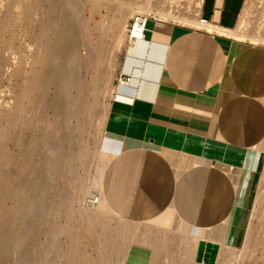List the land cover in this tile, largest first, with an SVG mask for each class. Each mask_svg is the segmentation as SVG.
Here are the masks:
<instances>
[{"label": "rangeland", "instance_id": "rangeland-1", "mask_svg": "<svg viewBox=\"0 0 264 264\" xmlns=\"http://www.w3.org/2000/svg\"><path fill=\"white\" fill-rule=\"evenodd\" d=\"M71 1L74 3L75 8V23L80 26L76 27L78 38L74 43L75 50L73 54L75 55L72 54L69 57L70 60L68 58L71 72L69 79L71 80L68 81L70 85L68 84L67 106L63 110L64 115L54 117L40 107L32 110L29 107L30 104L28 105L27 102L19 100V93L34 68L33 61L38 51V46H36L38 25L48 13L50 3L53 0H0V133L10 134L8 136L19 135L23 145L26 146L29 141V134L25 132L27 131L25 128L23 130V127L26 126L24 121H32L38 140H41L40 137L44 133L51 136L53 146L54 144L55 146L52 150H47V156L58 166L57 168L61 170L64 177L55 183V189H50L49 183L52 180L54 181V174L48 172L45 181L47 185L49 184V187L45 188L44 191L36 190V186L34 190L25 191L19 195L20 200L26 199L29 203L25 206L24 215L16 228L7 258L0 257V264H34L31 261L34 255L41 260L40 264H76L67 259L68 235L74 223L78 222L80 215L107 220L110 222L111 228L117 223L130 227L128 235L124 238L120 236L117 238V240L119 239L124 243V250L119 256H111L106 249H101L99 252L87 249L86 254L92 260L96 259L100 253L102 256L108 257L110 264H128L129 249L133 246H142L150 249H162L159 255L160 264H170L173 250L169 249L171 246L166 243V240L173 238L179 243L183 241L195 248L193 253L187 256L184 250H176L175 245V253L173 252L175 262L178 258L187 261L188 264H264V142L258 148L262 155L258 172V184L254 192L250 217L244 228L241 247L230 248L215 245L204 247L201 243L200 248L197 249L198 236L195 237L196 233L191 230L193 228L190 227V222L179 213L178 206L180 204H176L172 198H170L165 208L169 207V210L175 213L172 215L175 229L162 225L161 214L151 213L146 216L137 213V215L121 214L104 202L108 181L107 165L103 164V158H106L104 156L107 154L106 143L111 140L108 138V131L114 102L117 101L114 97L119 89L117 79L121 74L130 77L128 70H125L127 48L130 46L126 40L125 30L129 19L132 17L131 13L139 11L140 8H148L152 13L162 12L166 15V18H163L160 23L182 31L195 32L196 30L180 24V20L197 19L195 15L198 14L196 6L199 0ZM92 1L97 2L96 8H91ZM244 7L242 32L248 37L264 41V0H246ZM117 16L122 19L125 18L124 31H118L113 26V21ZM153 23L156 24L157 22ZM165 28L174 34L178 33L171 27ZM219 39L227 40L221 37ZM227 41L233 42L232 40ZM55 43L56 38L52 36L51 44ZM239 44L247 48L264 51L263 43L254 44L246 41ZM240 48L247 52L254 51ZM91 60L92 62H90ZM88 85H94V87L84 89ZM52 96L53 89L50 88L45 96L44 104L50 103ZM80 96L90 100L89 103L93 104L92 107L90 106L91 110L85 107ZM247 100L249 101V99ZM20 101L22 102L19 103ZM81 104L85 110L82 108L80 114H74V108H78ZM19 107L21 109L17 110ZM41 113L44 114L41 115ZM15 115L16 117H13ZM2 139L0 140V148L2 152L5 151L4 153L12 161L9 171L19 177L20 169L18 167L24 161L22 150L18 144H15V141L13 142V139L11 141L9 138L1 142ZM35 154L37 163L40 165L38 159L42 160V151L38 150ZM203 166L199 164V168L195 170ZM210 167H207V169L213 173L216 170L214 164ZM55 170L57 169L55 168ZM222 172L223 174L235 176L233 166H229L226 171ZM33 181L36 185L37 179ZM230 185H232L231 182L227 186L230 187ZM138 186L140 185L138 184ZM200 195L204 198L203 194L200 193ZM6 197L2 193L0 203L4 202L10 209L11 201ZM103 203L108 210L106 207L102 208ZM55 204L58 205L57 212L51 215L48 212L49 208ZM34 213L39 214V217L44 215V220L47 221L44 222L48 224L46 226H49L48 231L44 230L38 236L25 233L28 229V227L25 228L28 218ZM213 220L218 224L220 219ZM184 224H187L188 228L183 231L179 227ZM162 238L164 244L153 243L155 239ZM1 244H3V241ZM163 245L164 247H162ZM27 250L30 260L25 258ZM151 251L153 255L155 250ZM226 256L227 261L223 260Z\"/></svg>", "mask_w": 264, "mask_h": 264}, {"label": "bare ground", "instance_id": "bare-ground-1", "mask_svg": "<svg viewBox=\"0 0 264 264\" xmlns=\"http://www.w3.org/2000/svg\"><path fill=\"white\" fill-rule=\"evenodd\" d=\"M200 3L201 0H199L197 3L196 7L198 9L197 10L198 14L195 16L199 15ZM96 6H97V2L92 1L91 8H96ZM74 11H75L74 3L71 0H53V2L50 3L48 13L46 14L45 18L42 19L43 21L38 25V32H37L38 41L36 40L38 42V43L36 42L37 44L36 46H38V51L33 61L34 68L30 73V75L28 76L26 84L23 86V88L19 93V97H20L19 100L27 102L28 105L30 104L29 107H31L32 110H35L36 108L40 107L46 113L47 112L51 113V115L54 117L64 115L63 113L65 112H63V110L67 106L66 103L67 91L70 85L68 81L71 80L69 79L71 75V72L69 70L70 69L69 57L72 56V54L74 53L75 50L74 43L76 41V38H78L77 37L78 33H76L78 31V30L76 31V27L78 26V24L75 23L76 20L74 17ZM244 11H245V7L241 12L237 25L232 29H225L212 24L202 25L198 22L197 19L180 20V24L188 28H191L193 30L204 32L208 35H214L219 38L221 37L227 40H232L237 43L247 41L254 44H258V43L264 44V41H260L256 38L248 37L244 32H242L244 26L243 25L244 23L242 21V15ZM134 13H141L145 17H149V16L152 17L153 14V16L157 17L158 21H161L163 18H166V15L164 13L162 12L152 13L148 8H140L139 11L131 13V16H133ZM124 25H125V18L122 19L120 16H117V18L114 19L113 21V26L118 31L119 30L124 31L125 29ZM52 36L56 38L55 44H51ZM178 37L179 36L177 34H174L172 31L168 30L167 28L161 27L159 25L154 24L152 21H149L146 25L145 32L141 40L131 42L129 44L130 46L129 47L127 46L128 48L126 55L127 59L125 63V70H128V74L130 75L131 78L130 83L125 87H121V88L119 87L114 97L117 98L118 100L123 101L124 105L126 104L125 105L126 107H135V103L140 101L139 98H141L140 96H142L141 93L144 92V89H146L147 85H150L148 87L152 89L150 91V93L152 94L153 90H155L159 81L163 80L166 82L168 80L167 75L168 76H170V74L174 75L175 80H177L180 84L191 87H197L202 83L206 84V82L207 83L210 82V80L213 78L214 75L216 74L218 75V73L221 72V68L218 60L219 51L217 50V47L215 45L196 38L189 37V38H182L179 40ZM161 39H162V43H156L157 40L161 41ZM163 40H165L164 43ZM218 46L223 53V57L227 65L226 70L229 71V73L231 72L232 75V79L230 78L227 79L226 83L228 85L229 83L230 84L234 83L236 86H239L241 89L247 90V88H249L250 86L249 84H253L252 91L258 88L261 91L264 89V56L261 55L257 56V54L254 53L255 51H251V52L243 51V49H241L240 46L237 44L233 46L229 43L222 42L221 44L219 43ZM154 48L156 49L155 52L153 50ZM151 52L157 54L158 57V61H156L157 66H155L154 64L155 60L154 62L153 60L150 61L144 60L146 56L147 58L149 57ZM235 54H238V59L234 63H232L235 60L234 59L232 61V58ZM140 57L143 58V61ZM135 59H138V61L135 62L136 61ZM193 59L197 61L196 66L190 65V62ZM92 60L90 62H92ZM145 61H147V63ZM154 70L156 73L153 72ZM253 70H255L254 75L256 74L255 79L253 80L254 82L252 81V78L250 79V74L253 72ZM153 74L154 77H152ZM149 78H152L154 80L150 82L148 80L146 81V79ZM251 81L253 83H251ZM89 87L92 88L94 87V85L93 86L88 85L84 89H88ZM50 88L53 89L52 99L50 103L44 104L45 96ZM209 91L207 92L209 93ZM80 99H82V103L85 104V107L87 109L88 108L90 109V106L92 107L93 104L89 103L90 100L88 98L86 97L81 98L80 96ZM22 101H20L19 103H21ZM82 108H84L82 104L81 106H78V108H74L73 110L74 114L76 113L80 114L82 112L81 111ZM187 108L200 114H209L207 112L208 110L207 111L205 110L206 107L204 106L202 107V104H200V106L188 105ZM19 109L21 108L19 107L17 110ZM43 114L44 113H41V115ZM261 115L262 114L260 112L259 105L253 104L251 102L232 101L229 105L228 110H226V112L224 113V117L222 119L221 125L219 126L220 128L222 129L224 128L227 131L232 130V132L230 133L233 134L240 133L241 136L239 137H242L243 135L241 129L243 128L242 125L244 127L246 126L249 127V128L248 127L243 128L245 130L255 131L259 127L258 125L262 123ZM13 117H16V115ZM179 120L181 121L179 123H181L182 128H184V126L188 127L187 131H192L194 133H203V134L206 132L204 126L206 124H204L203 122L200 123V122L190 121L188 124L187 123L183 124L180 118ZM27 122L24 121V124L26 126H24L23 124L24 126L23 130L26 129L27 131L25 132H28L29 134V141L27 142L26 146L23 145V142L20 139L21 136L20 137L19 135L8 136L10 134H7L5 132L4 134L0 133V138L2 139L3 137L1 142H3L5 139L10 138L11 141L13 139V142L15 141V144H18L20 146V149L22 150V154L24 156L23 163L19 165L20 167H18V169H20V175L19 177H17L9 171V168L12 166V161L10 160L11 158L8 157L6 153H4L5 151L2 152L0 148V193L1 192L4 193V195L7 196L6 198H9L11 201L10 209L6 206V204H4V202L0 203V257L4 259L5 257L7 258L8 250L10 248V243L12 242L13 236L16 233L17 226L19 225L24 215L25 206L29 203L28 200L26 199L20 200L21 198L19 199L20 197L19 195L25 191L34 190L36 186H37L36 190L38 189L44 191V189L49 187L50 184V189L53 188L55 189V185H56L55 183H57V181H60L64 178L61 170L57 168L58 166L54 164L52 160L47 156L48 153L47 150L50 151L55 146V144L53 146V140L51 136L44 133L41 135L42 137H40L41 140H38L37 134L35 133L33 122L32 121H31L32 123L31 122L27 123ZM243 122L245 124H243ZM54 137L53 139H55ZM247 141L249 140L242 139V142H247ZM107 148L113 149V145L107 144ZM38 150L42 151V160L38 159L40 165L37 163L36 154H35ZM145 156H148L149 158ZM145 156L139 158L136 164L145 167L146 170L145 169L143 170H145L147 173L148 171H151L150 169L147 168H150L149 166H152L154 164L155 158L158 157L157 158L158 160L163 161L164 159H170L171 157L170 152L169 153L162 152L159 154L155 151L154 154L145 155ZM118 159H122V160L116 163V168L114 172L115 183L121 185V183H125V182L128 183L135 181V177L129 175V173L126 174L127 170H125V168L129 166L124 162L126 160H124L123 158H118ZM167 164L169 166L173 165L171 164V161L170 164L169 162ZM55 168L57 170H55ZM161 168L157 169L156 171V175L159 174L160 172L159 176L156 177V179L160 182L165 181L168 178V174H169L168 170H170L169 168L162 166ZM134 169L137 171L136 167H134ZM178 169L181 170L186 169V162L184 161L181 162L180 158L178 160V165L174 170V172L177 171ZM162 171H165L164 177L162 175ZM48 172L49 173L53 172L54 181L50 180L51 182L47 185L45 181V176L48 174ZM187 175L189 176V173L188 174L186 173V176ZM198 177L200 181L201 177L199 175ZM34 179H37L36 185H34V181H33ZM188 180L189 178L187 179V181ZM135 183H137V181ZM119 188H120L119 185L115 187L114 189V191L116 190V192L114 193L115 197L111 196L110 202L111 204H113V206H115L114 209L117 210L118 213H121L123 211L122 203L124 201L121 191H118ZM2 193L0 194V197L2 196ZM185 195L186 194H184L183 197ZM104 205L105 204L103 203L102 208L104 207ZM57 208H58L57 204L52 205V207L49 208L48 211L50 212L49 214L52 215L55 212H57ZM30 216L28 218L29 219L28 223L25 227V228L28 227V229L27 232L25 233L38 236L40 235V233L44 232V230L45 231L49 230L47 229L49 226H46L47 223L45 224V222L47 221L44 220L45 219L44 215H41L39 217V214L34 213L33 215ZM78 222L74 223V226L72 227L68 235L69 241H68L67 259L69 261L74 262L76 264H110L108 257L102 256L100 253L98 254L96 259L92 260L86 254V250L90 249L99 252V250L101 249L102 250L106 249L107 251L110 252V255L113 257L119 256L122 250H124V245H123L124 243L121 242L119 239L117 240V238L119 236L121 238H124L126 235H128L130 233L129 226L117 223L114 225L113 228H111L109 221L101 219L99 217L91 218L90 216L87 215H80L78 218ZM2 241L3 244H1ZM163 242L164 239L162 238V239H155V242L153 243L161 245ZM166 243L171 246L169 247V249L173 250L172 258H171L172 259L171 261L173 263L171 262L170 264H175V263L188 264L187 261L178 258L176 259L175 262V255H174L175 245L177 247L176 250L179 249L184 250L187 256L193 253V250L195 249L193 246L191 247L188 243H185L183 241L179 243V241L173 238L168 241L166 240ZM162 247H164V245ZM151 250H155V251L153 252L149 264H160L159 255L161 254L162 249L152 248ZM27 252L28 250L25 253L26 256L25 258L27 260H30L29 252L28 253ZM226 259H228L227 256L223 260ZM31 261L34 264H40L39 262L41 260H39L38 257L34 255Z\"/></svg>", "mask_w": 264, "mask_h": 264}, {"label": "crops", "instance_id": "crops-1", "mask_svg": "<svg viewBox=\"0 0 264 264\" xmlns=\"http://www.w3.org/2000/svg\"><path fill=\"white\" fill-rule=\"evenodd\" d=\"M245 1L201 0L199 16L213 25L232 29L237 25ZM156 25L173 28L178 32L179 40L191 37L215 45L219 51L218 60L221 72L214 75L208 82L209 84L206 82V84L202 83L197 87L180 84L175 80L174 75H167L168 80L166 82L159 81L152 94L150 93L152 89L148 87L150 85H147L144 92L141 93L140 101L135 103V107H126L123 101L116 98L117 101L114 102L108 131V138L111 140L107 143L113 145V149L106 147L107 154L104 156L106 158H103V164L107 165L108 181L105 191L107 201L104 200V202L115 208L110 201L111 196L115 197V187L119 185L118 191H121L124 201L121 214L126 212V214L137 213L143 216L151 213L161 214L162 225L175 229V223L172 222V214L175 213L169 210V207L165 208L172 198L176 204H180L178 206L179 213L190 222L189 225L193 228L191 230L196 233L195 237L198 236L197 249L200 248L201 243L204 247L213 245L230 248L241 247L244 228L253 206L254 192L258 184V172L261 165L262 155L258 148L264 142V89L261 91L258 88L252 91L253 84H249L247 91L234 83L228 85L227 79H232V75L226 70L227 65L218 45L222 42L231 45L238 44L242 48L254 50L257 56H264V51L247 48L237 42L222 40L199 31H182L160 22H157ZM164 42L165 40H163ZM156 43H162V39L161 41L157 40ZM153 50L155 52L156 49ZM141 59L143 61V58ZM237 59L238 54H235L232 63ZM135 60V62L138 61V59ZM144 60H153V62L155 60L154 64L157 66L158 57L156 53L151 52L149 57L146 56ZM147 61L145 62L147 63ZM190 65L196 66L197 61L193 59ZM254 73L255 70L250 74L252 81L255 79L256 74L254 75ZM147 80L150 82L154 79L149 78ZM252 81L251 83L254 82ZM232 101L251 102L259 105L262 123L258 125L259 127L255 131L245 130L243 128L248 126L242 125L243 135L239 137L241 136L240 133L233 134L230 133L232 130L227 131L220 128L219 125H221L224 113ZM200 104L202 107H206L205 110H208L209 114H200L187 108L188 105L200 106ZM179 118L183 124H188L190 121L203 122L206 124L204 125L206 132L203 134L187 131V126H184L185 129L181 127ZM243 124L245 123L243 122ZM242 139L249 141L242 142ZM154 151L159 154L170 152L171 157L163 161L158 160V157L153 159L154 164L147 168L151 170L147 173L146 168L137 165L136 162L145 155L154 154ZM145 157L149 158L148 156ZM118 158L126 160L124 162L129 165L125 168L126 174L129 173L135 177V181L121 183V185L115 183L116 163L122 160ZM179 158L181 162H186V169H178L174 172ZM170 161L173 165L169 166L167 163L170 164ZM199 164L205 167L195 170L199 168ZM213 164L216 170L212 173L207 167L213 166ZM133 166L137 168V171ZM161 166L170 170H168V178L160 182L156 179L160 172L156 175V171ZM229 166L234 167L235 176L223 174L222 171H226ZM186 173H189V176H186ZM162 175L165 176V171H162ZM198 175L201 177L200 181ZM187 177L189 178L188 181ZM136 181L137 183H135ZM229 182L232 183L230 187L227 186ZM200 193L203 194L204 198L201 197ZM184 194L186 195L183 197ZM217 218L220 219L218 224L214 220L212 221V219ZM179 228L184 231L188 226L184 224ZM151 257L150 248L133 246L129 249L127 263L149 264Z\"/></svg>", "mask_w": 264, "mask_h": 264}, {"label": "built area", "instance_id": "built-area-1", "mask_svg": "<svg viewBox=\"0 0 264 264\" xmlns=\"http://www.w3.org/2000/svg\"><path fill=\"white\" fill-rule=\"evenodd\" d=\"M197 20L202 25L212 24L208 22L207 20L201 18L199 15L197 16ZM149 21L160 22L158 21L157 17L153 16V14H152V17L150 16L145 17L142 14H134L129 19L127 23V28H126V40L128 44H130L131 42L141 40L145 32L146 25ZM129 83H130V77L125 74H121L117 79V87H120V88L125 87Z\"/></svg>", "mask_w": 264, "mask_h": 264}]
</instances>
